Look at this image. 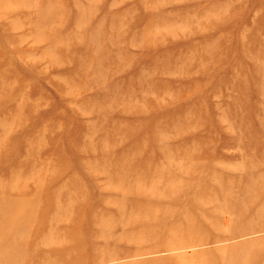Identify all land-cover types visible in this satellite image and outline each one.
Masks as SVG:
<instances>
[{
	"label": "rangeland",
	"instance_id": "obj_1",
	"mask_svg": "<svg viewBox=\"0 0 264 264\" xmlns=\"http://www.w3.org/2000/svg\"><path fill=\"white\" fill-rule=\"evenodd\" d=\"M0 264H264V0H0Z\"/></svg>",
	"mask_w": 264,
	"mask_h": 264
}]
</instances>
